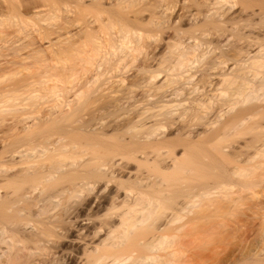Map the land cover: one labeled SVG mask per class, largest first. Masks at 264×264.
<instances>
[{
    "label": "bare ground",
    "instance_id": "6f19581e",
    "mask_svg": "<svg viewBox=\"0 0 264 264\" xmlns=\"http://www.w3.org/2000/svg\"><path fill=\"white\" fill-rule=\"evenodd\" d=\"M0 264H264V0H0Z\"/></svg>",
    "mask_w": 264,
    "mask_h": 264
},
{
    "label": "rangeland",
    "instance_id": "374dc122",
    "mask_svg": "<svg viewBox=\"0 0 264 264\" xmlns=\"http://www.w3.org/2000/svg\"><path fill=\"white\" fill-rule=\"evenodd\" d=\"M207 253V252H206Z\"/></svg>",
    "mask_w": 264,
    "mask_h": 264
}]
</instances>
